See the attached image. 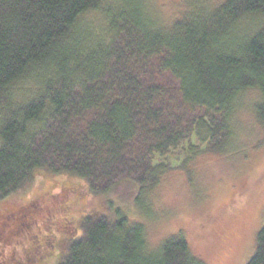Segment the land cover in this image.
Listing matches in <instances>:
<instances>
[{
	"label": "trees",
	"instance_id": "1",
	"mask_svg": "<svg viewBox=\"0 0 264 264\" xmlns=\"http://www.w3.org/2000/svg\"><path fill=\"white\" fill-rule=\"evenodd\" d=\"M134 3L0 0V264H205L138 217L174 169L228 158L247 91L264 144V0H180L160 27ZM120 182L135 210L106 195Z\"/></svg>",
	"mask_w": 264,
	"mask_h": 264
},
{
	"label": "rangeland",
	"instance_id": "2",
	"mask_svg": "<svg viewBox=\"0 0 264 264\" xmlns=\"http://www.w3.org/2000/svg\"><path fill=\"white\" fill-rule=\"evenodd\" d=\"M132 1L135 3L130 7L140 11L141 6L142 16L157 27L166 26L169 17L180 8V0ZM84 20L100 23L101 17L86 14ZM251 93L239 95L244 108L234 116L236 139L227 159L203 156L194 163L195 169L188 179L174 169L155 193L149 191L147 201H151V207L146 209L147 216L138 218L145 224L151 243L181 233L191 253L205 264H246L253 254L264 216V144L257 145L260 138L254 136L256 130L246 110L254 99ZM130 187L120 182L106 195L126 202L128 211L135 210L134 190ZM100 199L103 201L102 197H91L85 202L89 208L80 213L91 209L92 214V206ZM82 204L83 201L76 203L73 212L79 213ZM62 238L66 250L69 239ZM19 245L25 249L29 244L23 237Z\"/></svg>",
	"mask_w": 264,
	"mask_h": 264
}]
</instances>
